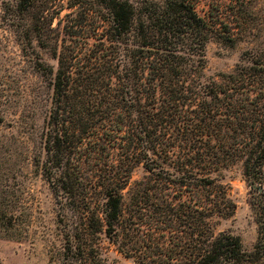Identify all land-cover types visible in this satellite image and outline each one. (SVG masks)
<instances>
[{"label":"trees","instance_id":"1","mask_svg":"<svg viewBox=\"0 0 264 264\" xmlns=\"http://www.w3.org/2000/svg\"><path fill=\"white\" fill-rule=\"evenodd\" d=\"M3 12L23 61L0 56V74L18 78H0V123L26 65L40 85L21 113L48 103L34 161L57 206L51 264H110L104 238L136 264H264V55L206 77L221 34L191 0H10ZM239 163L261 215L250 253L216 232L237 210L222 179ZM18 213L3 211L0 233L23 235Z\"/></svg>","mask_w":264,"mask_h":264},{"label":"rangeland","instance_id":"2","mask_svg":"<svg viewBox=\"0 0 264 264\" xmlns=\"http://www.w3.org/2000/svg\"><path fill=\"white\" fill-rule=\"evenodd\" d=\"M8 1L0 0V56L3 61L10 58V64L15 66L23 61L20 49L14 37L5 31L1 20L3 6ZM191 1L198 14L216 24L221 34L220 37H213L206 47V77L231 73L248 54L264 55V0ZM231 38L235 41L233 45L228 43ZM30 52L33 55L39 53L45 62L56 65L55 60L44 52L42 54L35 45ZM24 70L26 73L18 77L27 85L16 92L17 101L4 106L5 120L0 123V225L6 221L3 211H17L23 214L21 219L26 230L16 238L0 233V264H51V243L58 231L57 206L49 184L34 161L43 147L48 103H26L28 110L21 113L22 98L35 96L40 85V81L33 77L32 69L26 65ZM16 77L14 72L0 74L1 79L8 81L18 79ZM42 91V97L48 99L51 93L48 83L43 82ZM146 175L144 168L138 167L133 173L132 183L142 181ZM223 177L222 180L231 185V197L237 210L232 217L219 220L216 232L239 236L243 249L253 252L258 242L261 219L258 207L251 205L255 192L247 185L240 163L224 171ZM132 210L131 203L128 214ZM147 214L150 212L140 216L142 223L149 220L144 216ZM103 246L110 264H136L119 253L107 238H104Z\"/></svg>","mask_w":264,"mask_h":264},{"label":"water","instance_id":"3","mask_svg":"<svg viewBox=\"0 0 264 264\" xmlns=\"http://www.w3.org/2000/svg\"><path fill=\"white\" fill-rule=\"evenodd\" d=\"M261 191L263 190V188L260 189Z\"/></svg>","mask_w":264,"mask_h":264}]
</instances>
